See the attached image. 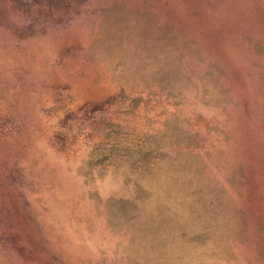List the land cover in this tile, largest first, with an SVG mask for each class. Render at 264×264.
Instances as JSON below:
<instances>
[{"label":"rangeland","instance_id":"1","mask_svg":"<svg viewBox=\"0 0 264 264\" xmlns=\"http://www.w3.org/2000/svg\"><path fill=\"white\" fill-rule=\"evenodd\" d=\"M0 264H264V0H0Z\"/></svg>","mask_w":264,"mask_h":264}]
</instances>
